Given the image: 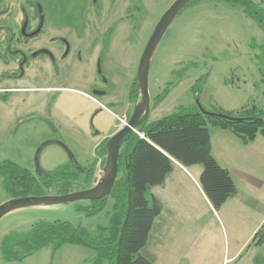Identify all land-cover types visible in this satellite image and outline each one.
<instances>
[{"label": "rangeland", "instance_id": "1", "mask_svg": "<svg viewBox=\"0 0 264 264\" xmlns=\"http://www.w3.org/2000/svg\"><path fill=\"white\" fill-rule=\"evenodd\" d=\"M5 1L13 17L6 20L8 25L17 30L27 22L28 31L40 28L29 38L21 36V44L26 40L34 48L59 46L67 57L57 72L56 66L43 69L42 51H29L24 64L36 68L30 72L31 79L25 80L32 90L21 96L33 97V101L22 105L19 114L9 95L7 103L0 101V163L13 162L39 179L43 172L72 167L75 161L78 171L83 168L77 190L89 188L100 176L97 150L118 130L116 116L129 118L134 106L130 90L140 56L159 18L174 0ZM252 1L258 6L264 4L263 0ZM14 45L10 42L6 47ZM6 55L0 61V72L12 70L4 65L13 63V55ZM5 72L0 73V82ZM147 86L148 123L181 108L234 114L254 109L264 117V31L238 2L194 0L173 18L157 44ZM35 87L61 89L52 95L37 92ZM257 136L254 143H243L253 144L250 147L241 145L240 155H264V134ZM213 140L221 143V136L214 134ZM187 168L193 173L202 166ZM123 175L120 157L117 178ZM233 176L237 192L217 210L188 187L173 196L179 182L167 184L163 197L167 204L169 197H175L172 202L179 208L170 214L161 213L172 241L171 254L162 258L165 264L264 262V239L259 243L251 240L258 230L264 235V195L262 200L261 194H254L237 174ZM154 186L160 190L159 185ZM154 186L145 192L149 204ZM184 192L185 197L180 196ZM10 198L0 174V204ZM89 204L79 200L9 212L0 219V243L6 235L24 234L38 222L66 221L89 232L106 226L113 199L107 196L102 209L91 215L80 209ZM254 225H258L256 229ZM148 251L152 252L151 240L139 253L149 255ZM97 263L109 264L107 259L97 262L94 249L75 243L56 250L47 245L20 260H6L0 251V264Z\"/></svg>", "mask_w": 264, "mask_h": 264}, {"label": "trees", "instance_id": "2", "mask_svg": "<svg viewBox=\"0 0 264 264\" xmlns=\"http://www.w3.org/2000/svg\"><path fill=\"white\" fill-rule=\"evenodd\" d=\"M228 1L241 4L264 31V4L258 6L252 0ZM136 92L135 79L130 90L133 102ZM215 113L233 119L210 116L198 109L181 108L150 123L146 120L141 122L136 128L137 132L127 134L121 143L118 166L120 157H123L124 175L116 178L109 194L113 204L106 226L89 232L80 225L66 221L38 222L24 234L6 235L0 243L2 256L6 260H20L47 245L56 250L63 244L75 243L94 249L97 262L107 259L109 264H155L149 255L139 253L145 248L152 224L162 206L155 196H152V203L149 204L145 197L146 190L150 186L163 184L175 162L184 167L200 164V187L212 208L217 210L236 188L228 170L219 165L211 153L208 126L228 129L243 143L264 134V117L256 114L254 109H246L238 114ZM97 154L101 156L99 166L102 167L105 145L97 150ZM72 167L64 165L52 172H43L38 179L28 169L4 161L0 163V174L3 186L11 197L65 194L79 189L77 178L83 168L78 171L76 163ZM106 198L90 200L87 207L80 209L87 215L94 214L102 209ZM259 231L252 236V242L259 243L264 239ZM256 264L264 262L256 260Z\"/></svg>", "mask_w": 264, "mask_h": 264}, {"label": "crops", "instance_id": "3", "mask_svg": "<svg viewBox=\"0 0 264 264\" xmlns=\"http://www.w3.org/2000/svg\"><path fill=\"white\" fill-rule=\"evenodd\" d=\"M7 2L8 1L0 0V16H2L3 14L2 17L4 21L6 20L11 21L13 17H11L12 16L11 10L8 9L9 6L7 7L6 5ZM6 25L8 26V28H12L11 27L12 25L10 26L7 23ZM3 60L4 59L0 57V61H3ZM4 67L10 68L12 67V64L9 62L5 63ZM2 72H5V71L3 70L0 73ZM25 80L26 78H23L22 80H17V81H11L10 79L3 78L0 82V88L9 89L8 93H11L9 94V96L12 99V104L14 105V102H16L15 107H14L16 114H19L21 113V111H23L22 105H26L29 99L33 101V97L28 98L27 96L25 97L24 95L21 96L22 94L26 95L28 91L32 90V89H29L31 87L27 85V82H25ZM16 87H22L26 89L25 90L15 89ZM34 89L35 90L38 89L37 92L39 91V92L48 93L47 89L45 90L44 87H35ZM35 99L37 98H34V101ZM0 101L3 103H7L9 100L6 97H1ZM116 125L117 124H115V127ZM209 133H210L211 153L213 157L216 159V161L219 163V165L226 168L228 172L230 173L233 179V182L235 184L236 192H237V187H236L233 174H237V178L241 179L242 182L246 185V187L251 189L254 192V194H257V195L261 194L262 200H263L264 180L261 181V178L264 176V155L256 154V153L250 154L246 152H244L243 155H240L239 150L241 149V145H243V147H250L253 144H243L240 138L228 129L217 127V128H214L213 130L209 129ZM214 134L219 137L221 136V143L214 142L213 140ZM258 137L259 136H256L249 143H254V141H256ZM200 172L201 170H197V171L193 170V173H192L189 171L187 167H184L181 164L175 162L173 169L167 175L165 182L159 185L158 188H160V190H157L156 188L157 186L153 187V189H155V193H151V196H155L156 198H158L162 205L161 212L155 218L152 224V227H151V230L148 236V240L146 243L147 245L149 240H151L152 252L148 251L149 252L148 254L153 259L155 264H165L162 261V258L165 255L168 256L169 254H171V251H172V247H171L172 241H171L170 230L164 223H162L161 213L168 212L170 214L174 209L179 208V205L175 204V202H172L174 201L175 197H169L171 202L167 204L163 197L162 192L164 191L168 183L172 184L173 186L177 184V182H179L177 188L174 190L175 193H173V196L176 193L185 191L188 187L191 190H193L192 192L195 195L201 197V199H203L210 205L198 181ZM180 196L185 197V192L182 193ZM254 226H255L254 228L256 229V226L258 225H254ZM239 250L240 249L236 251L235 255L238 253Z\"/></svg>", "mask_w": 264, "mask_h": 264}, {"label": "water", "instance_id": "4", "mask_svg": "<svg viewBox=\"0 0 264 264\" xmlns=\"http://www.w3.org/2000/svg\"><path fill=\"white\" fill-rule=\"evenodd\" d=\"M192 1L193 0H174L161 15L155 25L153 32L143 49L137 66V92L132 113L126 121V124L113 133L106 141L105 161L101 167L100 176L93 186L86 189L74 190L65 194L12 197L0 204V219L5 214L21 208L67 204L79 200L90 201L109 196L117 178L118 158L121 143L127 134L132 131L137 132V126L147 118L149 109L147 80L152 54L173 18L182 10V8ZM201 112L210 116L233 119L232 117L222 113L208 112L205 110H201ZM73 163H75V161H73Z\"/></svg>", "mask_w": 264, "mask_h": 264}, {"label": "flooded vegetation", "instance_id": "5", "mask_svg": "<svg viewBox=\"0 0 264 264\" xmlns=\"http://www.w3.org/2000/svg\"><path fill=\"white\" fill-rule=\"evenodd\" d=\"M22 24V23H21ZM4 28H3V27ZM28 27V23L25 22L23 27H19L17 30L14 28H8V26L6 25V21L2 22V25L0 26V57L3 58V56H7L6 54L11 53L13 55V63L12 64V70L10 71V69L5 72L2 75V79L3 78H7L10 79L11 81H17V80H22L23 78L26 79H31L30 77V72L31 70H33L34 68H36V66H31L30 64L28 65L29 68L27 66V64H24V62L27 60L26 56L29 55V51L35 50V49H39L40 51H42L40 56H44L45 60H44V67L43 69L46 68V70L53 68V66H56L57 69L56 71L58 72L60 69V63L63 64L64 60L66 59V55L64 54L63 50L60 49L59 46L55 47V46H37V48H34L31 46V43L28 45L27 41L24 40V44H21L22 38L21 36L24 35V37H28L34 35L35 33H38L40 31V28L38 30H27ZM3 30V31H2ZM18 31V33H17ZM32 32V33H31ZM10 42H15V45L13 48L8 49L7 44ZM5 46V47H4ZM34 52V51H33ZM5 54V55H3ZM17 56V57H16ZM37 55V57H40ZM28 57V56H27ZM41 58V57H40ZM25 66V67H24ZM25 68V70H24ZM60 87H48L45 88V90L47 89V92L52 93V95L57 94V91L59 90ZM15 89H23L25 90L26 88H22V87H16ZM32 89V88H29ZM34 89V88H33ZM61 89V88H60ZM0 92H2L4 94V96L1 97H6L7 95L11 94L8 93L9 89L8 88H0ZM96 92V91H95ZM2 94V95H3ZM51 95V97H52ZM48 113V109L47 112ZM99 158V156H97Z\"/></svg>", "mask_w": 264, "mask_h": 264}, {"label": "built area", "instance_id": "6", "mask_svg": "<svg viewBox=\"0 0 264 264\" xmlns=\"http://www.w3.org/2000/svg\"><path fill=\"white\" fill-rule=\"evenodd\" d=\"M116 118L118 119V122H117V127L118 128H121V127H123L125 124H126V117L125 116H123V117H121V116H116ZM141 137H143V135L142 134H139Z\"/></svg>", "mask_w": 264, "mask_h": 264}]
</instances>
